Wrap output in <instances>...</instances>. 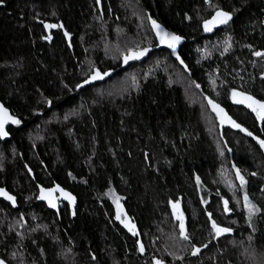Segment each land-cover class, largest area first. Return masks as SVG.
<instances>
[{"label":"trees","instance_id":"1","mask_svg":"<svg viewBox=\"0 0 264 264\" xmlns=\"http://www.w3.org/2000/svg\"><path fill=\"white\" fill-rule=\"evenodd\" d=\"M100 2H0V101L20 121L0 140V188L17 198L0 200V261L264 264V120L232 95L264 103V0ZM217 11L231 20L205 31ZM152 20L181 37L174 52ZM206 97L246 131L221 134ZM56 184L75 210L37 202Z\"/></svg>","mask_w":264,"mask_h":264},{"label":"snow or ice","instance_id":"2","mask_svg":"<svg viewBox=\"0 0 264 264\" xmlns=\"http://www.w3.org/2000/svg\"><path fill=\"white\" fill-rule=\"evenodd\" d=\"M0 2H2V0H0ZM232 16L230 13L227 12H223V11H217L215 16H213L212 20H208L205 21L204 24V30L205 31H211L212 27H214L216 24H227L229 20H231ZM46 28H50V27H56V25H45ZM152 27L153 29L156 30V34L158 37H160L161 42H168V47L173 49V52L175 51V47L176 44H178L181 40V37L164 32L163 29L161 28V26L155 21L152 20ZM67 35V33H66ZM227 50V49H226ZM148 51V49H144L143 51H138V52H129V54L124 56V62L128 63V61L130 60H139L143 55L146 54V52ZM255 55L257 56H261L264 55V53H260L257 52L255 53ZM104 75H108L107 73H104ZM103 76L101 75V73L99 71H96L95 75L92 77L93 80H98V79H102ZM85 83H89V81H85ZM78 87H82V85H78ZM197 87H199V85H197ZM233 95V99L236 103H244L245 101L248 102V107L252 109L253 112L256 113L257 115V119L260 120H264V103L254 99L251 96H247L244 93L241 92H236L235 90L232 93ZM237 97H240L239 99H237ZM49 103H51L49 101ZM209 105L211 106L212 110L214 112L217 113V115L220 117L221 122L223 123L224 121L229 122L233 127L239 128L240 125L237 124L235 121L231 120L230 117H228L225 113L224 110L222 108H220V106L218 104H215L212 100L208 101ZM11 120L12 123L15 124H19L20 121L19 120H15L12 117H10L7 113V110L3 108L2 105H0V138L5 137L8 135V133L5 131V124ZM241 131H246L245 129H241ZM249 136L252 135L251 132L247 133ZM258 143L260 144L261 148H264V140H258ZM237 178L241 181V185H243L245 183L244 181V177L240 175L239 171H237ZM60 191H63L62 189H59ZM43 193V189L41 190ZM66 198H68L70 201L73 199L72 197H70L69 194L65 193L64 194ZM0 196H4L6 199L11 200L14 202V197L8 195L7 192H5L3 189H0ZM41 199H46L47 197L42 195L40 197ZM244 200L246 202V207H249L250 209V213H249V219L251 218V215L255 212L258 211V209H255L254 205H250L248 204V197L245 196ZM224 211L228 212V201H224ZM49 206L50 207H55V203L52 200H49ZM178 207V205L174 204L173 208L176 209ZM119 219V217H117ZM209 218L211 219V214H209ZM178 220L181 221L180 223V231H181V235L183 236V239L187 240L189 239V237L187 235H185V229H184V224H183V219L182 216H178L177 217ZM212 228L215 231V234L217 237L221 236L224 233H228L231 231V229L229 228H224V227H220L218 226L215 221H213L212 223ZM131 230V228H130ZM135 234V233H133ZM141 251H143V246H141ZM199 252V248L196 249V251L193 253L194 255ZM0 264H3V261H0ZM157 264H160L159 261H157Z\"/></svg>","mask_w":264,"mask_h":264},{"label":"water","instance_id":"3","mask_svg":"<svg viewBox=\"0 0 264 264\" xmlns=\"http://www.w3.org/2000/svg\"><path fill=\"white\" fill-rule=\"evenodd\" d=\"M98 4L100 5L99 0H98ZM63 32H64L65 37H66V39H67V43H68V45L70 46L69 35H68V34L66 35V32H65V31H63ZM123 67H124V66H122V68H123ZM209 100H210L209 98H206L207 105H208L210 111H211V112L217 117V119H218L219 123L221 124V126H222V125H226V126L231 125V124H230L229 122H227V121H224L223 123L221 122L220 117L217 115L216 112H214V111L212 110L211 106L209 105V103H208ZM214 103H215V102H214ZM215 104H217V103H215ZM0 105H2L1 102H0ZM2 106H3V105H2ZM219 106H220V105H219ZM3 108L7 110V113H8V115H9L10 117H12L13 119L17 120V118H15L7 108H5L4 106H3ZM220 108H222V109L224 110V113L229 117V115H228V113L225 111V109H224L223 107H221V106H220ZM231 120H232V119H231ZM14 125H15V123H12L11 120H9V121L5 124V131H6L7 127L14 126ZM6 132H7V131H6ZM7 133H8V132H7ZM8 138H9V136L7 135V136H5V137H2L1 140H2V141H6ZM32 176H33V174H32ZM0 189H2V188H0ZM42 189L44 190L43 193H42V191H41ZM59 189H62V188H61L60 186H58V185L53 186V187H48V188H45V187H43V186H41V185H38V201H39V202H44L50 210L57 211V210H58V209H57V206H58V202H59V201H62V202H64V203L68 204L69 208H70L71 210H74V209H75V206H76V198H75L72 194H70L68 191L63 190V189H62L63 191H60ZM3 190H4L5 192H7L8 195L12 196L8 191H6L5 189H3ZM65 193L69 194L70 197H72L73 199L70 201L68 198L65 197V195H64ZM56 194H57L58 196H56ZM42 195L46 196L47 198H46V199H41L40 197H41ZM0 200L5 201V202H7L8 204H12V205H13L14 202H15V199H14V202H13V201H11V200L6 199L4 196H0ZM49 200H52V201L55 203V207H50V206H49ZM228 234H229V232H228V233H224V234H222L221 236H225V235H228ZM140 249H141V246H140ZM141 252H142V251H141Z\"/></svg>","mask_w":264,"mask_h":264},{"label":"bare ground","instance_id":"4","mask_svg":"<svg viewBox=\"0 0 264 264\" xmlns=\"http://www.w3.org/2000/svg\"><path fill=\"white\" fill-rule=\"evenodd\" d=\"M97 1V4H98V0H96ZM99 3H100V5L98 4V8L101 10V2H100V0H99ZM61 28H62V31H65V29L63 28V26L61 25ZM66 32V31H65ZM67 33V32H66ZM63 34H64V32H63ZM68 34V33H67ZM69 35V34H68ZM64 37H65V34H64ZM65 39H66V37H65ZM69 41H70V46L68 45V43H67V45L71 48V36L69 35ZM66 42H67V39H66ZM128 63H129V61H128ZM128 63H123L122 64V66H124L123 68H122V66L120 67V69H124L125 67H126V65H128ZM81 87H78L77 88V90H79ZM206 98H209V97H206ZM206 98H205V100H206ZM210 99V98H209ZM211 100V99H210ZM213 101V100H212ZM1 102V101H0ZM213 102H215V101H213ZM2 103V102H1ZM207 103V102H206ZM215 103H217V102H215ZM218 104V103H217ZM2 105H3V103H2ZM218 105H220V104H218ZM4 106V105H3ZM208 106V105H207ZM221 106V105H220ZM5 107V106H4ZM221 107H223V106H221ZM6 108V107H5ZM209 108V107H208ZM224 108V107H223ZM8 109V108H7ZM225 109V108H224ZM9 110V109H8ZM210 110V109H209ZM10 111V110H9ZM225 111H226V109H225ZM227 112V111H226ZM212 113V112H211ZM228 113V112H227ZM12 114V113H11ZM213 114V113H212ZM15 118H17L14 114H12ZM214 115V114H213ZM229 115V114H228ZM215 116V115H214ZM216 117V116H215ZM229 117L231 118V116L229 115ZM216 119H217V117H216ZM232 119V118H231ZM17 120H18V118H17ZM233 120V119H232ZM217 121H218V119H217ZM234 121V120H233ZM218 123H219V121H218ZM237 123V122H236ZM220 124V123H219ZM16 125V124H15ZM14 125V126H15ZM224 127H228V128H231V129H234V130H236V131H241V129H243L241 126L239 127V128H236V127H233L232 125H228V126H226V125H222L221 126V124H220V133L222 134V132H223V128ZM241 132H243V131H241ZM8 136H9V134H8ZM0 140H1V138H0ZM27 170H28V172H29V174H30V176H32V172L30 171V169L29 168H27ZM57 185V184H56ZM56 185H53V186H56ZM53 186H51V187H53ZM58 186H60V185H58ZM61 187V186H60ZM37 188H38V186H37ZM45 188H48V187H45ZM63 190H66V191H68L70 194H72L69 190H67V189H64L63 187H61ZM2 189H4V188H2ZM6 190V189H5ZM7 191V190H6ZM10 193V192H9ZM11 194V193H10ZM12 195V197H14V199H15V202H14V204L12 205V204H9L10 206H12L13 208H16L17 207V198H16V196L15 195H13V194H11ZM74 197H75V195L74 194H72ZM56 196H58L57 194H56ZM76 198V197H75ZM37 202L38 203H44V202H39L38 201V192H37ZM45 204V203H44ZM46 205V204H45ZM61 205H67L68 206V204H66V203H64V202H62V201H59L58 202V206H57V211H54V210H50L48 207H47V205H46V207L50 210V211H52V212H55L56 214H58L59 213V211H60V209H61ZM76 205H77V199H76ZM68 208H69V206H68ZM75 208H76V206H75ZM70 209V208H69ZM71 210V209H70ZM75 210V209H74ZM73 211V210H72ZM211 226H212V222H211ZM224 228H226V227H224ZM229 235H232V231H230L229 232V234L228 235H225V236H229ZM220 237V236H219ZM222 237V236H221ZM196 249H197V247H195L194 249H193V251H192V253H191V256H193V257H195V256H197L204 248H199V252H197L195 255L193 254L195 251H196Z\"/></svg>","mask_w":264,"mask_h":264},{"label":"rangeland","instance_id":"5","mask_svg":"<svg viewBox=\"0 0 264 264\" xmlns=\"http://www.w3.org/2000/svg\"><path fill=\"white\" fill-rule=\"evenodd\" d=\"M107 195L109 197H111L112 201L115 203L116 208H117V214L120 218V220L122 221L123 225L131 232V233H135L134 229H133V224L129 221V219L127 217H125L124 215V211L122 209V205L121 202L119 201V199L113 194V192H111L110 190L107 191ZM131 228V230H130Z\"/></svg>","mask_w":264,"mask_h":264},{"label":"flooded vegetation","instance_id":"6","mask_svg":"<svg viewBox=\"0 0 264 264\" xmlns=\"http://www.w3.org/2000/svg\"><path fill=\"white\" fill-rule=\"evenodd\" d=\"M10 127H11V126H10ZM8 128H9V127H7V129H6L7 132H8ZM37 189H38V188H37ZM37 192H38V191H37ZM3 264H4V263H3Z\"/></svg>","mask_w":264,"mask_h":264}]
</instances>
